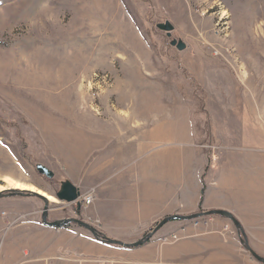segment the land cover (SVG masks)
<instances>
[{
	"label": "rangeland",
	"instance_id": "rangeland-1",
	"mask_svg": "<svg viewBox=\"0 0 264 264\" xmlns=\"http://www.w3.org/2000/svg\"><path fill=\"white\" fill-rule=\"evenodd\" d=\"M161 128L202 153L208 173L245 136L264 148V0H0V186L7 179L54 197L69 181L80 197L107 195L112 182L124 185L117 168L173 146ZM155 130L164 143L136 154L141 135ZM115 135L126 137L122 157ZM78 202L49 203L48 221L81 220L113 239L93 205ZM43 206L34 197L0 199V264H44L22 243L30 229L27 243L34 235L48 241ZM36 212L38 232L28 224ZM228 222L241 253L260 264ZM243 233L264 258V238Z\"/></svg>",
	"mask_w": 264,
	"mask_h": 264
},
{
	"label": "crops",
	"instance_id": "crops-1",
	"mask_svg": "<svg viewBox=\"0 0 264 264\" xmlns=\"http://www.w3.org/2000/svg\"><path fill=\"white\" fill-rule=\"evenodd\" d=\"M245 119L244 115V122H249ZM157 130L151 136L141 135L134 148L136 154H144L150 143L165 141ZM159 130L162 136L170 133L166 140L172 141L173 146L153 156L140 157L130 170L117 168L115 181H124V185L118 187L112 182L107 195H94L92 215L103 227L116 231L113 239L131 244L168 216L218 210L228 212L240 223L247 240L254 238L260 242L264 238V148L254 136H245L242 146L226 153L217 171L208 173L211 171L206 172L204 155L195 149L194 153L187 152V142L176 140V130ZM114 137V154L122 157L128 151L126 137ZM108 156L102 154L96 161H104ZM128 171L134 172L131 181L126 177ZM37 215L36 212L28 216L29 228L36 232ZM32 233L30 229L28 235L22 236V243L29 245L26 253L32 261L44 264H76L79 259L94 264L95 258L117 264H253L241 253L228 220L218 216L203 218L196 224L169 222L144 245L125 251L95 240L85 230L67 226L48 227V241L34 235V244L27 243L34 239ZM175 233L187 237L171 245L161 243Z\"/></svg>",
	"mask_w": 264,
	"mask_h": 264
},
{
	"label": "water",
	"instance_id": "water-1",
	"mask_svg": "<svg viewBox=\"0 0 264 264\" xmlns=\"http://www.w3.org/2000/svg\"><path fill=\"white\" fill-rule=\"evenodd\" d=\"M36 171L38 172L39 175L44 176L49 180H52L54 177V174L42 165H37ZM18 196L34 197L43 202L44 206L41 211V217H40L43 226L58 229V228L66 227L68 225H76L82 228L83 230L87 231L88 233H90V235L95 240L110 246H118L124 249H132L144 245L160 228H162L165 224L169 222H174V221L188 222V221H192L204 217H211V216L222 217L224 219L229 220L233 224L234 228L237 231L240 244L251 255V257L254 258L258 263L264 264V258L259 257L249 248L240 224L231 214L225 211L213 210L207 212H198L188 216H180V215L168 216L157 222L154 228L145 236H143L140 240L131 244H125L121 241L104 236L102 233L98 232L93 226L81 220L69 218V219L56 220L53 222L48 221L49 203L44 196L37 194L36 192H30L28 190H18V189H7L0 191V199L5 197H18ZM54 198L61 203H66V204L77 203L80 206L78 202L80 198V193L78 189H76L69 181H63L60 183L59 190L54 193Z\"/></svg>",
	"mask_w": 264,
	"mask_h": 264
},
{
	"label": "built area",
	"instance_id": "built-area-1",
	"mask_svg": "<svg viewBox=\"0 0 264 264\" xmlns=\"http://www.w3.org/2000/svg\"><path fill=\"white\" fill-rule=\"evenodd\" d=\"M93 202V197L88 195V196H82L81 197V203L84 206H90ZM181 239L180 236L176 235V234H172L166 238H164L161 243L163 245H171V244H175L177 243L179 240ZM92 262L94 264H115L113 262L107 261V260H103V259H93ZM76 264H85V261H83L82 259H79L76 261ZM152 264H163V262H153Z\"/></svg>",
	"mask_w": 264,
	"mask_h": 264
},
{
	"label": "bare ground",
	"instance_id": "bare-ground-1",
	"mask_svg": "<svg viewBox=\"0 0 264 264\" xmlns=\"http://www.w3.org/2000/svg\"><path fill=\"white\" fill-rule=\"evenodd\" d=\"M222 17H226V13H222ZM253 17V16H252ZM248 21V20H247ZM258 27V26H257ZM259 28V27H258ZM262 28V27H261ZM249 30V29H248ZM250 31V30H249ZM256 31V30H255ZM258 31V30H257ZM258 33V32H256ZM251 36V35H250ZM254 39V38H253ZM221 40V39H220ZM218 42V41H217ZM224 42V41H223ZM228 43V42H227ZM250 45V44H249ZM256 47V46H255ZM259 48V47H258ZM254 52V51H253ZM259 61V59H258ZM263 61V60H261ZM259 67V66H258ZM255 69V68H254ZM256 71V70H255ZM7 189H18V190H28L30 192H36L37 194H40L42 196H44L46 198V200L48 201V203H52V204H57V200L52 197V196H49L47 195L45 192L39 190V189H36L35 187H32V186H24V185H21V184H17V183H13L12 181L10 180H5L4 181V185L3 186H0V191L2 190H7Z\"/></svg>",
	"mask_w": 264,
	"mask_h": 264
}]
</instances>
